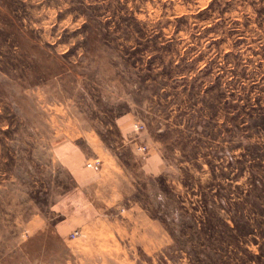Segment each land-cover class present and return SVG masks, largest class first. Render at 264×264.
<instances>
[{
	"label": "rangeland",
	"instance_id": "374dc122",
	"mask_svg": "<svg viewBox=\"0 0 264 264\" xmlns=\"http://www.w3.org/2000/svg\"><path fill=\"white\" fill-rule=\"evenodd\" d=\"M65 148L138 219L89 255L264 264V0H0V264H88Z\"/></svg>",
	"mask_w": 264,
	"mask_h": 264
},
{
	"label": "crops",
	"instance_id": "0c3cea01",
	"mask_svg": "<svg viewBox=\"0 0 264 264\" xmlns=\"http://www.w3.org/2000/svg\"><path fill=\"white\" fill-rule=\"evenodd\" d=\"M60 154L63 164H66L75 179V187L57 203V210L63 212L64 216L54 228L55 237L62 239L78 229L79 243L76 250L85 252L88 264H108L107 255H102L99 251L100 256L96 254L90 256L88 251L106 250L109 247L114 249V255H111L116 257V262L124 263L131 260V251L128 249L133 247L131 232L136 230L134 224H138V219L132 220V227L130 209L123 203L121 190L113 192L110 186L105 189L110 182L105 183L100 177L87 178L85 171L77 163V154L73 153L71 148L61 150ZM143 162L147 172L148 170L150 172L149 176L158 173L159 161L154 159L152 153L148 151L143 156ZM118 201L121 203L120 207ZM107 233L110 235L108 241H100V237ZM95 256L99 259H93Z\"/></svg>",
	"mask_w": 264,
	"mask_h": 264
},
{
	"label": "built area",
	"instance_id": "2783aa9c",
	"mask_svg": "<svg viewBox=\"0 0 264 264\" xmlns=\"http://www.w3.org/2000/svg\"><path fill=\"white\" fill-rule=\"evenodd\" d=\"M140 127H141V124L135 123V125H134L135 130L139 129ZM136 146H137V149L139 151L143 152L144 154L147 153V147L145 145L138 144ZM85 166L87 168H92L94 170H97L100 167L99 159L98 158H94V159L87 160L85 162ZM77 234H78V230L72 232L71 236H76Z\"/></svg>",
	"mask_w": 264,
	"mask_h": 264
}]
</instances>
